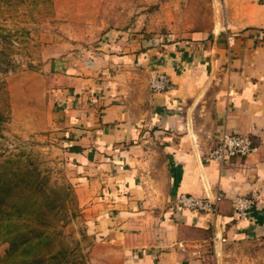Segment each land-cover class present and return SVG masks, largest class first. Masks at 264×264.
Segmentation results:
<instances>
[{"label":"crops","instance_id":"crops-1","mask_svg":"<svg viewBox=\"0 0 264 264\" xmlns=\"http://www.w3.org/2000/svg\"><path fill=\"white\" fill-rule=\"evenodd\" d=\"M223 7L220 26L188 39L50 66L47 111L32 125L64 150L88 233L112 263L264 264V0ZM135 65L142 92L109 78ZM155 70L174 87L149 89ZM224 132L250 136L255 150L224 164L210 158ZM252 190L260 198L239 218L232 197ZM218 191L215 214L175 203ZM213 233L227 238L216 250Z\"/></svg>","mask_w":264,"mask_h":264},{"label":"rangeland","instance_id":"rangeland-1","mask_svg":"<svg viewBox=\"0 0 264 264\" xmlns=\"http://www.w3.org/2000/svg\"><path fill=\"white\" fill-rule=\"evenodd\" d=\"M223 1L0 0V166L30 170L45 189V197L38 189L26 193L46 201L41 227L50 250L65 248L81 264H121L108 261L88 233L64 150L32 125L47 111L50 66L89 64L102 52L121 56L212 30L223 22ZM136 67L113 68L109 78L142 92L146 80L134 75ZM7 246L0 241V264H15L2 259Z\"/></svg>","mask_w":264,"mask_h":264},{"label":"trees","instance_id":"trees-1","mask_svg":"<svg viewBox=\"0 0 264 264\" xmlns=\"http://www.w3.org/2000/svg\"><path fill=\"white\" fill-rule=\"evenodd\" d=\"M30 173L7 163L0 166V241L8 243L2 259L15 264H81L70 260L65 248L48 247L50 241L41 227L47 224L46 193L36 177L31 181ZM30 189L40 190L43 199H33L26 193Z\"/></svg>","mask_w":264,"mask_h":264},{"label":"built area","instance_id":"built-area-1","mask_svg":"<svg viewBox=\"0 0 264 264\" xmlns=\"http://www.w3.org/2000/svg\"><path fill=\"white\" fill-rule=\"evenodd\" d=\"M174 84L166 72L155 70L149 77V89L160 92L171 89ZM255 150V145L250 136L239 132L222 133L215 145L209 150L208 156L224 164L236 156H247ZM260 195L257 190H252L249 195H236L232 197V206L239 218H248L252 208L256 205ZM223 199L222 192L218 191L213 197L210 195L197 196L189 193H180L175 203L181 207L197 212L217 213L219 202ZM226 237L213 233L207 239L208 244L216 250L218 244L225 242ZM181 250H188L192 246L196 255L202 253L201 246L196 243L191 245L179 242Z\"/></svg>","mask_w":264,"mask_h":264},{"label":"water","instance_id":"water-1","mask_svg":"<svg viewBox=\"0 0 264 264\" xmlns=\"http://www.w3.org/2000/svg\"><path fill=\"white\" fill-rule=\"evenodd\" d=\"M89 65H92V62H89Z\"/></svg>","mask_w":264,"mask_h":264}]
</instances>
